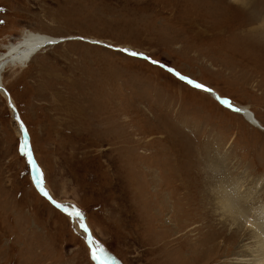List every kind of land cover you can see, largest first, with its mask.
Returning a JSON list of instances; mask_svg holds the SVG:
<instances>
[{
  "label": "rangeland",
  "instance_id": "374dc122",
  "mask_svg": "<svg viewBox=\"0 0 264 264\" xmlns=\"http://www.w3.org/2000/svg\"><path fill=\"white\" fill-rule=\"evenodd\" d=\"M263 20L264 0H0V52L57 37L2 76L43 185L120 264H249L264 130L173 74L264 125ZM21 133L0 91V264H99Z\"/></svg>",
  "mask_w": 264,
  "mask_h": 264
},
{
  "label": "bare ground",
  "instance_id": "6f19581e",
  "mask_svg": "<svg viewBox=\"0 0 264 264\" xmlns=\"http://www.w3.org/2000/svg\"><path fill=\"white\" fill-rule=\"evenodd\" d=\"M25 32H26V34L23 33V34H25L24 35L25 36L24 38L19 39L18 42H16V43H10L7 46V48H6V50L4 52H0V79H1L0 80V87L6 88L5 87V84H4V81L2 79L3 78L2 76H3V73L6 71L7 67H9L10 65L11 66H18V65L24 66L28 61H30V58L35 53H37L40 49L44 48L45 46L51 44L50 42L48 43V41H50L52 39H57V37H52V36H49L47 34H44L43 35V34L35 33V32H28V31H25ZM95 43H97V42H95ZM130 52H135V51L131 50ZM167 69L169 71H171L172 73H174L173 72V69H170L169 67ZM176 73H177V71H176ZM174 75H176V74H174ZM183 76L184 77H187V78H190V77H188L186 75H183ZM190 79L193 80L192 77ZM193 81H196V80H193ZM201 84H203V83H201ZM191 85H193V84H191ZM205 86L207 88H209L207 85H205ZM212 91L214 92V94H216L215 95L216 98H218V99L221 100L222 96L219 93H218L219 94L218 95L217 92L214 91L213 89H212ZM11 98H12V96H11ZM12 100H13L14 103H16L13 98H12ZM225 105L228 106V104H225ZM231 106L232 107H229V106L228 107L231 108V110L233 112L241 113L244 116L246 115V119L252 125H254L256 127H259V129L264 130V125L261 123V121L257 117V115L253 111H251V109H249L248 106H246V105H237L236 106V105H233V104H231ZM16 107H17V105H16ZM236 109H239V111H237ZM252 113H253V116H251ZM23 123H24V121H23ZM24 125H25V123H24ZM20 128H21V132H22L21 133L22 134L21 136H23V138H25V136H24V130H22L23 128L21 127V125H20ZM26 136L29 138V144H30V137H29L28 133H27ZM30 146H31V144H30ZM36 163H37V161H36ZM37 168H38V165H37ZM33 179H34V177H33ZM53 199H54V197H53ZM58 203L62 204V206L70 205L68 203L67 204L61 203V202H58ZM70 206H74V205L71 204ZM57 208H59V207H57ZM59 209L62 210L63 212H68L70 215H72V213H73V212H71L69 210L65 211L63 208H59ZM80 212L82 213V216H84V220H83L82 217H77V216H74V215H73V217L75 218V221H76V224H77L76 226L79 227V229L82 231V234L84 235V237H86L87 236V233L81 227V223L82 222L85 223V225L88 228L87 230H90V226H89L88 220L86 219L85 213L83 211H80ZM261 215H262V213H261ZM261 218H262V216H261ZM261 227L264 228V220L261 221L260 220V215H259V219H257V220L254 221V228H255V230H254L255 232L254 233L256 234V238H257L256 241H257L259 247L257 245V249H254L256 247V245H255V247L253 248L252 252L249 254V255L252 256L251 259L246 260V262H248L249 264H264V231L262 229L259 231V228H261ZM90 231H91V238H92L93 241H95L94 238H93V235H92V230H90ZM96 244L99 245V246H101L97 242H96ZM90 249H91V247H90ZM105 251H106V249H105ZM106 253L110 257H112V264H120L108 251H106ZM97 262L100 264L99 261H97Z\"/></svg>",
  "mask_w": 264,
  "mask_h": 264
},
{
  "label": "snow or ice",
  "instance_id": "6c2138e0",
  "mask_svg": "<svg viewBox=\"0 0 264 264\" xmlns=\"http://www.w3.org/2000/svg\"><path fill=\"white\" fill-rule=\"evenodd\" d=\"M0 23H3V21H0ZM50 43H55V42L51 41ZM123 51L128 52L129 50L128 49H124ZM131 55L139 56V55H143V54L142 53H137V52H131ZM152 62L156 63V64L159 63V61H152ZM176 75L178 77H180L181 79H187L190 84H193L198 89H201V90H204V91H208V92L212 91V89L207 88L204 84H201L199 82L193 81L190 78L184 77L179 72H177ZM221 99H222V102L224 104H228L229 107H232L228 100L223 99V98H221ZM236 110L239 111V109H236ZM21 127L23 128V123H21ZM23 149L28 154L29 161L31 163H33V166L35 167V163H34V161H32V153H31V151L28 148L27 136H25V140L23 142ZM36 182H37L38 185H40V191L45 196H48L49 194H48V192L45 190V188L43 186L42 179H41V173H40L38 168L36 169ZM53 202L55 203V201H53ZM72 215L80 217V216H82V213L77 209V210L73 211ZM81 227L85 228V230H87V226L83 222L81 223ZM89 241H90V243H93L95 245L93 247V249H92V258L97 260V261H99L100 264H112V257H110L106 253L105 249L102 246L97 245L96 242L93 241L91 237H89Z\"/></svg>",
  "mask_w": 264,
  "mask_h": 264
},
{
  "label": "water",
  "instance_id": "95a60500",
  "mask_svg": "<svg viewBox=\"0 0 264 264\" xmlns=\"http://www.w3.org/2000/svg\"><path fill=\"white\" fill-rule=\"evenodd\" d=\"M0 80H1V79H0ZM0 90H1V93L4 95V97L7 98V101H8V104H9L11 110H12L13 112H15V117L17 118L18 122H19L20 125H21V123H23V120H22V117H21L20 114H19V111H18V109H17L15 103L13 102V100H12V98H11L10 91H9L8 89H6V88H3V87H0ZM23 130H24V136H26V135H27V131H26V128H25L24 123H23ZM24 140H25V138H24ZM27 140H28V148H29V150H30L31 153H32V150H31V146H30V144H29V138H28V137H27ZM26 154H27V153H26ZM27 155H28V154H27ZM32 161H34V163H35V167L33 166V163L30 162V163H31V173L33 174V177H34V179H35V183H36V185H37V189L40 191V185H38L37 182H36V169H37V163H36V160H35V157H34L33 154H32ZM42 183H43V182H42ZM43 186H44V188H45V190H46L45 185H43ZM46 191H47V190H46ZM40 192H41V191H40ZM47 192H48L49 195L46 196V197L49 198V199L51 200V202H52L55 206H57V207H59V208H63L65 211L69 210V211H71V212H73L74 210H77V209H78L76 206H70V205L62 206V204L58 203L55 199H53L52 194L49 193V191H47ZM41 193H42V192H41ZM53 201H55V203H54ZM78 210H79V209H78ZM80 217H82L83 220H84V216H80ZM84 224H85V223H84ZM83 229L85 230V228H83ZM87 229H88V228H87ZM85 231H86V233H87L86 241H87L88 244L90 245L91 249H93L94 244H93V243H90V241H89V237H91V232H90V230H85ZM91 252H92V251H91Z\"/></svg>",
  "mask_w": 264,
  "mask_h": 264
},
{
  "label": "crops",
  "instance_id": "0c3cea01",
  "mask_svg": "<svg viewBox=\"0 0 264 264\" xmlns=\"http://www.w3.org/2000/svg\"><path fill=\"white\" fill-rule=\"evenodd\" d=\"M171 69V68H170ZM178 72H179V70H178ZM181 73V72H180ZM182 75H185V74H183V73H181ZM174 75V74H173ZM176 76V75H175ZM186 76H188V77H192V76H189V75H186ZM179 78V77H178ZM192 79L193 80H196L197 82L199 81L200 83H203V84H205V85H207L206 83H204V82H202V81H200V80H197V79H195V78H193L192 77ZM184 81H185V79H183ZM187 82V81H186ZM190 84V83H189ZM193 86V85H192ZM210 89H213V88H211L209 85H207ZM214 90V89H213ZM214 91H216V90H214ZM217 92V94L219 93L221 96H222V98H224V99H226L220 92H218V90L216 91ZM207 93H209V92H207ZM211 94H212V96L215 98V100H218L221 104H223L224 105V103L220 100V99H218V98H216V94H214V92L212 91V92H210ZM218 94V95H219ZM227 100V99H226ZM230 103V102H229ZM231 104V103H230ZM225 106V105H224ZM226 107V106H225ZM228 109H230V108H228Z\"/></svg>",
  "mask_w": 264,
  "mask_h": 264
}]
</instances>
